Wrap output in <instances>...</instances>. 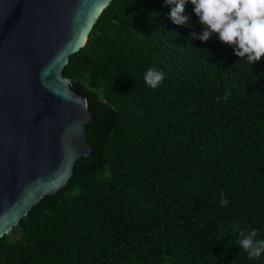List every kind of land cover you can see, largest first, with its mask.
Instances as JSON below:
<instances>
[{"label": "trees", "instance_id": "trees-1", "mask_svg": "<svg viewBox=\"0 0 264 264\" xmlns=\"http://www.w3.org/2000/svg\"><path fill=\"white\" fill-rule=\"evenodd\" d=\"M171 7L110 0L70 55L93 154L0 238V264H264L238 245L264 239V59L192 37L194 6L187 25ZM149 68L164 73L156 89Z\"/></svg>", "mask_w": 264, "mask_h": 264}, {"label": "water", "instance_id": "water-1", "mask_svg": "<svg viewBox=\"0 0 264 264\" xmlns=\"http://www.w3.org/2000/svg\"><path fill=\"white\" fill-rule=\"evenodd\" d=\"M109 2L0 0V238L93 154V116L62 71Z\"/></svg>", "mask_w": 264, "mask_h": 264}, {"label": "clouds", "instance_id": "clouds-1", "mask_svg": "<svg viewBox=\"0 0 264 264\" xmlns=\"http://www.w3.org/2000/svg\"><path fill=\"white\" fill-rule=\"evenodd\" d=\"M189 2L203 29L198 36L192 32V37L204 42L215 35L250 65L264 59V0H164L166 5H172L169 15L176 25L189 23L190 17L185 14ZM163 80L164 73L155 68H149L144 74L145 83L152 89L158 88ZM221 196L220 205H228L227 198ZM257 236L255 229L240 232L238 245L250 258L264 254V239H256Z\"/></svg>", "mask_w": 264, "mask_h": 264}]
</instances>
